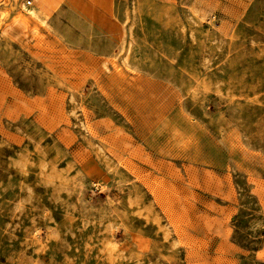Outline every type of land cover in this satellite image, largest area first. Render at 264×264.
Here are the masks:
<instances>
[{
  "label": "rangeland",
  "instance_id": "rangeland-1",
  "mask_svg": "<svg viewBox=\"0 0 264 264\" xmlns=\"http://www.w3.org/2000/svg\"><path fill=\"white\" fill-rule=\"evenodd\" d=\"M0 264H264V0H0Z\"/></svg>",
  "mask_w": 264,
  "mask_h": 264
},
{
  "label": "bare ground",
  "instance_id": "bare-ground-1",
  "mask_svg": "<svg viewBox=\"0 0 264 264\" xmlns=\"http://www.w3.org/2000/svg\"><path fill=\"white\" fill-rule=\"evenodd\" d=\"M3 14L1 13V16H2Z\"/></svg>",
  "mask_w": 264,
  "mask_h": 264
},
{
  "label": "built area",
  "instance_id": "built-area-1",
  "mask_svg": "<svg viewBox=\"0 0 264 264\" xmlns=\"http://www.w3.org/2000/svg\"><path fill=\"white\" fill-rule=\"evenodd\" d=\"M28 4H29V2H28Z\"/></svg>",
  "mask_w": 264,
  "mask_h": 264
}]
</instances>
